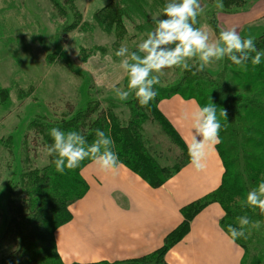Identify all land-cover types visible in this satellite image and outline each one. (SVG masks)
<instances>
[{
  "label": "trees",
  "instance_id": "obj_1",
  "mask_svg": "<svg viewBox=\"0 0 264 264\" xmlns=\"http://www.w3.org/2000/svg\"><path fill=\"white\" fill-rule=\"evenodd\" d=\"M124 1L129 7V11L136 12L138 10L137 13L140 18L147 19L151 13L147 11L149 0ZM120 13L131 22L134 21L125 6L115 0L108 1L102 9L96 12L95 17L99 19L106 16V20L111 21L112 19L114 22ZM254 43L257 50H264V34L255 39ZM103 55L97 54L96 61L100 62ZM254 55L255 52L250 53L246 67L234 65L226 57L224 75H227V78L225 79L223 76L222 80L220 76L219 82L212 81V83L206 81L211 76V73L207 71L208 67L205 66L203 70L197 71L199 60L192 61L189 58L190 67L184 68L179 65L178 74L182 72L183 76L178 85L164 87L155 84L153 87L161 96L155 99L156 95L154 100L144 106L138 103L134 90H131L133 95L130 101L124 104L112 101V108L116 109L114 112L110 108L99 107L101 105L97 102L91 103V100L88 99L87 105L83 108H77V105L67 102L65 112L58 118L36 117L30 121L29 129L23 140V150L28 151L27 140L31 139L34 144L31 150L35 155L38 138L42 132L44 142L40 146L46 147L52 143L49 130L53 127L64 131L79 130L86 136L89 143L95 139V129L99 128L106 135L111 136L114 141L112 149L118 154L119 159L123 162L122 165L139 175L153 188H159L189 164L187 145L158 110L159 102L174 95H180L188 100H196L200 106L211 102L217 106V117L221 122L217 151L224 166L220 187L183 207L180 211L183 217L181 224L165 237L163 246L153 253L127 261L72 264H168L167 253L188 235L194 219L206 207L215 203L224 210L220 225L225 232H227V225L229 224L241 227L236 219L238 216L246 214L250 219V224L243 226L245 235L235 240V243L243 250L241 264H259L263 261L264 245L256 239V234L259 232L258 228L262 226L257 227L253 222L260 221V224L263 223L264 212H261L259 208L244 204L247 191L264 180V57H262L260 64L253 65L251 56ZM66 56L68 55L66 54ZM89 56L85 59L80 56V62L88 63L91 57ZM77 58L79 59V55ZM110 58L112 57L110 56ZM72 59L76 70L74 73L70 71L72 73L70 74L76 77L90 78L85 73L86 71L81 69L80 63L79 65L75 64V58ZM106 60V63H101H120L110 59ZM89 62L99 63L93 62L91 59ZM54 65L68 70L60 62ZM91 81L94 83L93 80ZM35 86L38 88V85ZM209 86H214L212 92L208 90ZM37 88L34 89L35 93ZM88 91L90 92V89ZM4 92L9 97L10 89L3 88L0 90L2 95ZM106 105L109 106V104ZM125 105L129 106V109ZM122 107L128 109L130 113H126ZM147 108L157 113L164 131L171 135L181 149V155L178 158L180 163L174 169L159 166L151 158L140 139L138 132L140 128L137 127V122L135 123L132 117L133 110L134 112H143ZM223 110L226 116L222 115ZM80 113L81 115L76 117ZM46 129L48 131L44 132ZM2 141L4 148L0 151V170L3 165L4 172H6L16 165L17 155L20 151H15L13 134L4 125ZM24 156L26 155L22 153L21 159ZM53 156L54 154L48 153L47 163L41 167L40 171L35 169L27 172V175L25 173L21 176L22 185L19 188L17 185L19 192L14 197L22 200L23 197L27 196L28 200L24 201V199L22 202L19 200L13 203L17 214L3 234V237L10 234L13 241L17 243L18 249L11 255H5V257L0 250V264H66L58 252L55 234L59 228L72 221L71 206L84 198L89 191V186L81 173L91 161L85 158L77 167L66 168L63 172H57L55 165L51 163ZM2 160H4L3 163ZM1 178L0 176V180ZM13 191H15L14 188H11L10 195Z\"/></svg>",
  "mask_w": 264,
  "mask_h": 264
},
{
  "label": "rangeland",
  "instance_id": "obj_2",
  "mask_svg": "<svg viewBox=\"0 0 264 264\" xmlns=\"http://www.w3.org/2000/svg\"><path fill=\"white\" fill-rule=\"evenodd\" d=\"M108 1L110 0H0V90L10 89L9 97L6 92L3 95L0 93V102L2 97L4 104L0 107V117L5 118L4 126L13 134L15 151H20L16 165L6 172L2 165L3 170H0L2 177L0 180V250L3 252V257L11 255L18 249L11 235L7 234L3 237V234L17 214L13 203L20 200L14 196L22 185L21 176L35 169L40 171L41 167L47 163V148L40 146L44 142L43 132L38 138L35 155L31 150L34 146L31 139L27 140L28 151L23 150V140L30 121L36 117H60L65 112L67 102L77 105V108H83L90 99L91 103L97 102L101 105L99 107L110 108L114 112L116 109L112 108V100L128 101L130 90L127 99H119L115 94V88L108 91V98H106V92L98 86H93L92 77L69 76L76 70L72 58H75V64L79 65L80 56L85 59L90 55L89 60L99 62L96 61V55L104 54L99 63H106V59L120 62L123 58L117 57L115 51L121 45L126 46L129 51L136 50L137 44L154 29L156 19L162 15V9L168 2V0H149L147 11L151 13L147 19H144L138 16V10L129 11L124 0H115L125 6L134 21L131 22L120 13L118 19L112 22V19L106 20V16L99 19L95 17L96 12ZM200 5L203 10L197 15L194 27H202L209 33V37L211 33H215L217 38L220 31L233 27L242 37L250 36L253 40L264 34V0H200ZM209 39L214 40V37L211 35ZM42 47L46 52L42 51ZM190 59L198 60L195 57ZM44 61L50 65V68L44 64ZM58 62L68 70L58 67V64L54 65ZM225 62L226 57L206 65L207 71L211 73L206 80L207 83L219 82L220 76L221 79L223 76L227 78V75H224ZM178 68H180L179 65L166 67L161 72L154 73L159 76L157 84L164 87L178 85L183 76L182 72L178 74ZM33 74L37 75L34 77ZM33 83L38 85V88L32 85ZM118 87L126 89L127 83ZM213 87L209 86L208 90L212 92ZM36 88L37 100L28 101L27 97ZM156 95L155 99L161 96L160 93ZM20 103H23V106L18 112H14L13 109H16ZM125 107L129 109V106L125 105ZM122 109L130 113L128 109L123 107ZM80 115L81 113L76 117ZM132 117L140 128L138 130L140 139L151 158L161 167L174 169L180 163L178 158L181 155V149L171 135L164 131L157 113L148 108L143 112L133 110ZM47 131V129L44 130V132ZM24 146H26L25 143ZM22 153L26 155L23 159H21ZM9 187L15 190L11 192V195ZM23 200L27 201L28 197L25 196L20 201ZM260 225L262 227L258 228L256 239L264 245V222ZM259 264H264V256Z\"/></svg>",
  "mask_w": 264,
  "mask_h": 264
},
{
  "label": "crops",
  "instance_id": "obj_3",
  "mask_svg": "<svg viewBox=\"0 0 264 264\" xmlns=\"http://www.w3.org/2000/svg\"><path fill=\"white\" fill-rule=\"evenodd\" d=\"M211 35L215 40V35ZM44 49L42 47L46 52ZM44 64L50 68L45 61ZM80 67L92 77L95 86L106 92V98L108 91L128 82L119 63L88 62L80 63ZM35 95L32 91L28 101H36ZM132 95L130 92L128 101ZM2 101L1 97L0 107L4 105ZM197 104L196 100L180 95L163 99L158 104V110L186 145L191 143V121L185 117ZM22 106L20 103L14 112ZM4 119L0 117V151L4 148ZM217 144L208 146L202 170L197 171L188 164L159 188H153L124 165L115 173L101 171L93 163L84 167L81 174L89 191L71 206L72 221L55 234L63 262L127 261L161 248L165 237L181 224V209L220 187L224 166ZM223 216L224 211L217 203L205 208L192 222L188 235L167 253L168 264H241L243 250L225 235L220 225Z\"/></svg>",
  "mask_w": 264,
  "mask_h": 264
},
{
  "label": "clouds",
  "instance_id": "obj_4",
  "mask_svg": "<svg viewBox=\"0 0 264 264\" xmlns=\"http://www.w3.org/2000/svg\"><path fill=\"white\" fill-rule=\"evenodd\" d=\"M202 10L200 0H168L154 29L137 44L136 50L129 51L121 45L115 51L117 57L123 58L119 66L128 78L126 89L115 88L119 99H127L129 90H134L141 106L149 104L157 94L153 86L159 82V76L154 73L177 65L188 68L189 58L199 60L197 71L224 57L234 65L246 67L251 52H255L251 63H261L264 50H257L253 38L242 37L235 27L220 31L215 40H210L209 33L202 27H194ZM222 115L226 116L224 110ZM185 118L191 121V143L187 145L189 166L199 171L205 167L208 146L220 140L221 122L217 117V106L212 102L203 106L197 104ZM49 135L52 143L46 148L50 155L54 154L51 163L57 172L77 167L85 158L104 172L115 173L122 166L123 162L112 149L114 141L102 129H95V139L91 143L79 130L64 131L53 127ZM244 204L264 212V180L247 191ZM236 219L241 227L229 224L225 233L231 242L243 237V226L250 224L246 214ZM253 223L257 227L260 225V221Z\"/></svg>",
  "mask_w": 264,
  "mask_h": 264
}]
</instances>
